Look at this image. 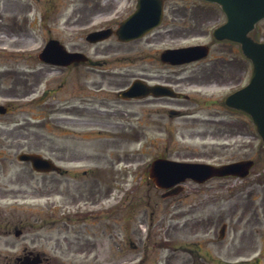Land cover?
Segmentation results:
<instances>
[{
  "label": "rangeland",
  "instance_id": "1",
  "mask_svg": "<svg viewBox=\"0 0 264 264\" xmlns=\"http://www.w3.org/2000/svg\"><path fill=\"white\" fill-rule=\"evenodd\" d=\"M4 7V12L0 10L2 25L8 28L16 23L17 30L20 29V36H4V42L11 44L16 39L18 42L11 45L21 46L25 57L35 53L43 44L46 34L50 33L67 50H80L94 63L88 69L82 67L68 71L49 69L35 61L26 63L24 58L23 69L28 74L24 76H28L31 82V71H36L39 76L38 93L55 89L58 82L100 81L102 76L115 86L116 83L131 81L133 74L142 76L146 71L154 73L160 68L155 58L150 56L151 47L155 49L158 45L147 46L146 41L134 46L119 45L114 38L99 44H89L84 39L90 31L113 27L114 21L127 16L130 5L117 6L111 0H0V8ZM164 13V23L157 32L168 36L167 47L206 43L211 38L208 34L210 29L224 21L215 5L197 0H165ZM2 30L5 32V27ZM250 36L256 41H264V19L256 25ZM211 45L212 56L195 64V67L211 66L217 55H224L227 58L226 66H230V69L227 68V76L231 82H223L224 74H218L217 80L200 90L195 101L198 102L195 104V129L191 119L163 116L161 111H151L160 106L159 103L155 107H136L134 115L128 116L129 123L146 133L143 135L135 131L133 137L127 139L129 143L121 144L123 147L146 145L148 151L141 155L146 161L156 155L175 161L195 160L210 164L247 159L264 161L258 158L260 143L251 122L240 114L224 111L216 102L229 89L239 87L248 80L250 65L240 60L236 45L225 46L224 43L214 41ZM162 47L164 44H161ZM12 62L13 58L8 57L9 70L14 66ZM12 78H8L6 85H3L9 94L19 91L22 86L21 82ZM28 87L24 83L22 89ZM38 96L35 92L26 96L22 112H13L0 118V264L13 263L14 258L23 252L43 253L49 258L47 264H117L130 260L129 250L134 256L139 255L140 247L132 250L130 246L124 245L128 243V237L135 242L131 230L122 226L114 227L112 219H104L93 225L89 221V224L82 223L78 227H68L62 221L55 222L63 216V211H67L69 202L78 201L77 208L81 210L101 209L106 212L119 209L121 216L130 210L138 216L142 214L139 212L146 210L147 214L152 212L155 219L160 214L164 216L166 212L167 227L170 229L167 234L169 248L161 252L162 256L168 257L167 264H192V253L185 249L191 248L193 241L191 188L188 194L177 197L179 201L176 198L162 200L153 186L139 184L135 180L132 182L130 174L116 173L114 163L119 155H123V150L115 151L105 138L87 141L73 139L74 145L83 144L92 155L99 150L102 157L103 182L99 186V195L95 197L97 201L93 203L87 191L81 199L76 196L75 202L72 195H66L65 180L72 187V179L36 173L28 163L17 161L20 153H38L51 158L53 152L58 161L59 150L67 144L61 132L56 131L53 135L54 123L48 117L49 101L39 100L42 104L36 106ZM57 97L65 98L66 94L63 91ZM203 98L210 100V103L201 101ZM212 101L215 103L212 104ZM191 108L185 105L179 111ZM141 110L147 112L142 113ZM225 127L236 135H220L218 130H224ZM83 162H86L81 163L83 167L95 164L90 159ZM118 167L124 166L119 164ZM257 171L258 166L255 165L245 180L209 181L196 191L195 207L198 212L195 214V249L199 245L200 255L195 254V264H264V224L257 223L260 217L256 192ZM59 179L61 183L56 181ZM76 184L82 185L83 181L78 180ZM126 194L130 196L128 202L122 200ZM131 203L133 206H130ZM54 209L56 213H53ZM146 221H150V218ZM144 224L133 230L136 236L138 230L142 236L145 235ZM222 224L226 225V230L223 239L219 240ZM15 228L22 231L21 235H13ZM207 230L208 233H204ZM116 240H119L120 248L116 246ZM149 248L151 256L148 261L153 262L152 256L159 253V250H154L153 242H150Z\"/></svg>",
  "mask_w": 264,
  "mask_h": 264
},
{
  "label": "flooded vegetation",
  "instance_id": "2",
  "mask_svg": "<svg viewBox=\"0 0 264 264\" xmlns=\"http://www.w3.org/2000/svg\"><path fill=\"white\" fill-rule=\"evenodd\" d=\"M111 3L116 4L117 6H119L120 4L130 5L131 9L127 13L128 16L135 9L137 0H111ZM4 9L5 7L0 8L2 12H4ZM124 18L114 21V27L112 29H117L120 21ZM2 19V15L0 13V105L6 108V114L0 115V118L13 112H22L21 109H23L22 107L24 105L23 101L25 100L26 96L33 94L34 92L36 96L39 95L35 100L36 106H40L42 102L46 101V99L47 101H49L48 117L50 122L54 123V128L52 127L54 130L53 135L55 136V132L59 131L61 132L60 135L65 136V138L67 139V144L63 149L59 150L58 154L60 155V157H58V161L56 160L57 157L53 152V157H51V160L56 166L49 174L65 177L66 179L70 178L73 180L74 185L72 187H70V185L68 184L69 181L65 180V183L67 184L65 189L66 195H72L73 202L76 201V196L79 197L78 199H81V196H84L85 191H87L86 193L89 194L88 198L91 202L97 201L95 197L99 195V186L103 182L104 175V172L101 169L102 166L100 160L102 159V157L100 156V151L98 150L94 155L89 154L88 147H85L83 144L74 145L73 139L86 141L88 139H107L109 144L112 145V149H114L115 151L123 150V155H119L116 158L117 162L114 163V170L116 171V173H124V175L130 174L132 176V182L135 180L139 184H145L155 187L156 183L150 178V168L149 166H147V162H150L152 159L150 158L146 161V159H143L141 156L145 151H148V147L146 145H141L137 148H132L130 146L123 147L121 145L124 142L129 143L128 141L130 140L127 139H130L131 136L133 137V133L135 131L142 132L143 135L146 133L144 130L135 129V127L129 123L128 116L134 115L136 107H155L157 103H159L161 105H158L159 107L156 106L155 108H152L151 111H161L163 116H183V118L186 117V119H191L193 120L192 127L195 129V104L198 103L195 101L198 98L196 96H198L200 90L206 88L207 85H211L212 81L217 80L216 76L218 74H224L223 82H226L227 84L231 82L227 76V68L230 69V66H226L227 58L224 57V55H217V57L214 58L215 61L211 64V66H202L198 69L195 67V64L203 62L206 59L175 65L163 62L161 60V54L163 51L181 47L166 46L168 36H164L162 32H157V29L163 25L164 22H162L159 27L152 30L143 38L131 42H120L117 40L115 35L111 36V38H114L119 45L132 44L134 46L141 41H146L147 46L158 45V47L155 49L151 47L150 51V56H153V58H155V61L160 65V68L157 71H154V73L146 71L142 76L133 74L130 77L131 81L116 83L115 86L113 85V82H111L105 76H102L100 81L95 79L85 81H62L57 83L55 89L50 88L43 91L42 93H38L39 90L37 85L39 84V76L36 74V71H31L33 82L29 81L28 76H24L26 74L23 69L24 58H26V63H28L29 61H35L36 64L49 69L68 71H76L82 67H84V69H88L91 67V65H93V63L88 58L85 62H73L72 64L65 67L45 64L38 58L41 49H37L35 53L29 55L28 57H25L21 46L11 45L12 43L18 42L16 39L10 42L11 44H9L8 42L5 43L3 39L4 36L7 37L8 35H10L8 36V38H17L18 36H20L18 35V33H20V29L17 30L16 28L17 24L13 23L7 28L6 26L2 25ZM2 27H5V32L2 30ZM181 30L184 32L183 27L181 28ZM177 32L179 33L180 31ZM166 33L167 30H165V34ZM180 34L182 35L181 32ZM46 35V38H44L43 40L44 44L54 38L50 35V33ZM192 37H195V34H192ZM209 43L210 44H208V46L210 45L212 47V42L210 41ZM214 43L221 44L222 42ZM223 43L225 46L230 44L228 42ZM161 44H164V47L161 48ZM131 49H133V47ZM8 50H10V53H8ZM73 52L81 51L73 50ZM237 53L240 56V60L246 63L247 60L241 56L239 51H237ZM10 56L13 58L12 64H14V66L9 70L7 65L8 57ZM8 78H12L17 82H21V89H19V91L13 92V94H9L7 92V89L3 88V85H6ZM136 80L141 81L140 84L145 86L148 94L142 97H123L122 93L127 90L129 86ZM24 83L28 84L29 86L25 90L22 89ZM244 85L245 84H242L241 86L234 89H229L224 96L216 100L217 104L224 111L231 113L233 110L225 107L224 98L226 97V95L233 93V91L240 89ZM63 91L65 92L66 97L58 98L57 96ZM154 92L156 94H154ZM35 98L36 97H34V99ZM39 100H42V102H38ZM201 101H204L207 104L210 103V100L204 98L201 99ZM211 103L214 104L215 102L212 101ZM185 105L191 106V110L186 109V111H179ZM146 112L147 111L144 110L142 111V113ZM239 114L244 117L245 120H249L246 115H243L241 113ZM126 116L128 117V120ZM193 133L195 135V130L193 131ZM218 133L226 137L236 135H233V132L229 131L227 128L220 131L218 130ZM262 151L258 156L259 160H264V151ZM154 158H166V156L158 155ZM87 159L92 160V162L95 164L93 166L87 165L83 167L81 163H86L83 161ZM119 164L123 165L124 167H118ZM212 164L221 165L215 163ZM257 166L258 171L256 179V192L257 198L259 199V216L261 217H258L257 223L264 224V161H258ZM222 179L228 180L231 178L228 177ZM78 180H82L83 184H76V181ZM216 180L221 179L213 178L203 184H199L191 180H186L181 184V186H183V190H181L180 194H178V196L172 197V199L176 198L175 200L179 201V198L177 199V197L188 194L189 188L192 189L190 198L192 200L191 225L193 241L191 243V248H185L187 251H191L192 253V264H195L196 262L195 254L197 256L200 255L198 249L199 245L195 249V244H197L195 243V214L198 212L197 208L195 207V196H197L196 191L200 189V186H204L209 183V181ZM56 181L58 183L62 182V180L60 179ZM123 183H125V181ZM155 191H157V193H159L161 197L162 193L172 192V188L168 190H158L155 188ZM128 200H130V196L126 194L124 197V201L128 202ZM164 200L167 201L166 199ZM78 202H76L77 204L69 202L67 204V206H69V208H67V211H63V216L58 217L59 219L55 220V222L62 221L68 227H78L82 223L86 225L89 224V221H91L90 224L93 225L97 222H102L104 219H107V221H111L112 219L114 227L121 228L122 226V228L131 230L130 232L133 233L135 242L132 241L130 237H128V243H124L125 247L130 246L129 248H132V250H136L138 247L141 248L138 256H134L133 252L129 250L128 254L131 256L130 260H128V262L126 260L120 262H123L124 264H135L136 262V264H167L168 257L165 256L163 258V253H161L168 248L167 234L170 230L167 227L168 218L166 217L165 210L164 216L160 214V217L153 219L154 217H152V212L151 214H147L146 210L139 212L142 214L137 213L138 216L136 215V212L132 210L121 216L119 214L121 210L119 209H114L106 212L100 209L81 210L77 208V205L79 204ZM130 206H133V204L131 203ZM56 212V209H54L53 213ZM159 213H162V211H159ZM148 218H150V221L147 222L146 219ZM208 218L211 219V217ZM143 222H145L144 225H146L147 227L145 228L146 234L145 236H142V234L138 230V236H136L133 230H135V228H137L138 226H141ZM211 222L214 221L211 219ZM204 233H208V230ZM73 240H70V242H72ZM76 240L78 241L79 237H77ZM116 241V246L119 245L118 247L120 248L119 240ZM150 242L154 243L155 251L159 250V253H156L155 256H152L153 262L148 261L149 256H151L149 248ZM23 248L26 249L25 247ZM22 256H25V252L22 253ZM23 257H15L13 264H20ZM163 260L164 262H162ZM212 262H214V259ZM46 263H48V261H46L45 264ZM7 264L12 263L8 262Z\"/></svg>",
  "mask_w": 264,
  "mask_h": 264
},
{
  "label": "water",
  "instance_id": "3",
  "mask_svg": "<svg viewBox=\"0 0 264 264\" xmlns=\"http://www.w3.org/2000/svg\"><path fill=\"white\" fill-rule=\"evenodd\" d=\"M217 3L225 13L226 23L214 31L217 40H231L241 45L243 55L252 63V76L249 84L226 98V104L249 114L257 132L264 141V43L255 42L248 33L253 30L256 22L264 18V0H204ZM162 17V0H138L135 13L124 21L116 32L121 41L136 39L160 23ZM110 30L91 33L87 41L97 42L107 38ZM205 47H194L167 51L164 60L171 62H187L206 56ZM80 54H70L63 50L57 41H50L42 54L41 60L59 65L69 64ZM136 87L130 94H136ZM3 112V109L1 110ZM20 161L30 162L36 171L51 169L49 161L36 154H21ZM253 162L250 160L235 162L221 167L199 164H181L167 160H155L152 163V176L155 180L164 179L159 188H168L172 182H178L186 177L204 181L213 176H246ZM162 181V180H161ZM38 258L24 264H37Z\"/></svg>",
  "mask_w": 264,
  "mask_h": 264
}]
</instances>
